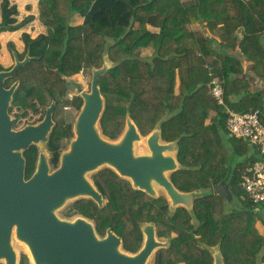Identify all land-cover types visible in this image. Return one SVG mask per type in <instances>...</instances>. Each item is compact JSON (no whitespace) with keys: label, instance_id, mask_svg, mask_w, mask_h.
I'll return each mask as SVG.
<instances>
[{"label":"trees","instance_id":"1","mask_svg":"<svg viewBox=\"0 0 264 264\" xmlns=\"http://www.w3.org/2000/svg\"><path fill=\"white\" fill-rule=\"evenodd\" d=\"M38 9L45 31L34 37L23 32V52L13 41L7 44L12 57L14 51L20 59L29 52L32 59L6 86L20 80L12 101L19 107L38 104L45 114L56 101L48 143L53 168L65 141L74 136L65 109L80 110L83 104L78 94L68 98L69 84L61 73H92L108 55L112 67L99 78L105 98L102 134L117 139L127 116L143 135L159 126L163 141L178 140L182 167L171 174L174 185L201 191L191 210L178 207L172 212L164 197L133 188L105 167L93 176L104 205L81 197L65 215L94 221L100 236L111 228L131 252L143 243L142 225L155 223L159 237H170L169 247L156 252L155 264H214L211 246L219 247L224 264H264V233L257 227L258 221L264 224V202H253L242 186L256 154L225 126L227 108L259 109L264 122V0H40ZM18 13L10 0L0 1V32L21 29L34 19L29 15L18 21ZM76 13L84 17L78 25L72 24ZM195 22L199 28L190 27ZM145 47L154 48L152 55H141ZM11 67L0 64L1 70ZM248 69L263 82L260 86ZM215 78L223 85L224 104L213 95ZM38 155L37 145L24 152L26 178L35 171ZM232 158L230 187L240 206L227 212L225 198L213 187L226 177ZM19 264H32L27 253Z\"/></svg>","mask_w":264,"mask_h":264},{"label":"water","instance_id":"2","mask_svg":"<svg viewBox=\"0 0 264 264\" xmlns=\"http://www.w3.org/2000/svg\"><path fill=\"white\" fill-rule=\"evenodd\" d=\"M15 63L10 69H0V262L19 264L13 246V235L27 244L34 264H146L152 253L169 241L159 240L155 225L144 223L143 246L135 253L122 249V238L111 228L100 236L94 222L84 216L63 219L57 210L70 199L92 198L104 205L102 193L88 178L103 165H108L121 177L129 179L135 188L151 196L157 195L155 183L166 191L172 206L192 208L198 193L179 190L168 173L180 168L173 152L175 141H163L157 126L146 138L150 152L136 154L135 143L142 138L130 116L121 137L110 139L102 134L100 119L105 98L99 86L100 76L112 67L106 58L100 67L92 68L90 90L72 76L61 73L76 89L83 104L75 120V137L68 150L62 152L56 168L50 163L44 148L55 126L56 101L47 106L44 117L35 124L16 129V118L10 108L13 95L20 84L15 80L9 87L6 80L16 75L20 67L32 59L29 52L23 59L13 52ZM37 145L39 155L36 169L26 178L24 152ZM235 171V158L228 164L226 177L214 186V192L225 198V210L239 208L240 202L230 187ZM214 264H224L220 251L214 254Z\"/></svg>","mask_w":264,"mask_h":264},{"label":"rangeland","instance_id":"3","mask_svg":"<svg viewBox=\"0 0 264 264\" xmlns=\"http://www.w3.org/2000/svg\"><path fill=\"white\" fill-rule=\"evenodd\" d=\"M199 27L197 26V27H193V28H199ZM213 35L215 36V38L219 39V34L218 33H213ZM153 50H154V48L150 49L149 51H146V50L145 51L139 50V51H140L142 56L146 57V56L152 55ZM6 54L8 55V57L5 59V55ZM105 58L109 62L111 61L107 57V55H105ZM0 60L3 62L4 65L5 64L9 65L10 63L13 62V59H12L11 55L6 50H5V52L0 51ZM110 63H112V61ZM73 77L76 80H78V81H80L82 83V85H83V87L85 88L86 91L90 90L92 73L80 72L79 74H77V75H75ZM75 93H76V89L74 87H72L71 85H69L68 98L72 99V97L74 96ZM65 110H66V120L68 122H71V124L73 125V128H74L75 120H76L77 115H78L80 110L77 109L74 106H67ZM11 114H12V116L14 118H16L15 128L16 129H20V128H23L24 126L28 125V124L38 123L43 118L44 111L38 104H37V106L35 108L29 109V108L19 107L18 105H15V104L12 103V105H11ZM125 129H126V125H125V128H124L122 134L124 133ZM122 134L119 137H121ZM148 135H143L141 140H139V141H137L135 143V152H136V154H142V153L150 152V150L148 148V145H147V142H146V138H147ZM74 137H75V133H74V136L71 139L65 141V145H64L63 151L69 149L70 142H71V140ZM175 142L178 144V140H176ZM249 144L251 145V147L253 146L250 142H249ZM40 150H45L48 153V156L50 158V151L48 149V144L44 148L40 147ZM252 150H253V147H252ZM177 151H175V152H173L171 154H173L174 156L177 157ZM105 167H109V166L108 165H103V166L99 167V169L88 173V178L94 183V181H93L94 174H96L99 170H101V169H103ZM180 167H182L181 164H180ZM109 168H111V167H109ZM168 175L170 176L171 173H168ZM125 179H127V178H125ZM154 186H155V188L157 190V195L158 196H164L166 198V200H167L166 203L171 207L170 210L173 212L176 207L172 206L171 200L169 199V197H168L166 191L164 190V188L162 186H160L159 184H157V183H155ZM213 190H214V187H213ZM195 191L198 193V195L200 194V190H195ZM77 199H79V198L68 200L63 207H61L60 209L57 210V214L63 219H73V218H75V217L66 216L65 215V211ZM193 221L196 224L197 221H196L195 217H194ZM92 222H94V221H92ZM257 227H258L260 232L264 233V224H262L261 221L257 222ZM163 240H168V239L163 238ZM13 246H14V248L16 249V251L18 253V262L20 261L21 254L22 253H27L31 263L34 264V262L32 261L30 250H29L27 244L24 243L23 241L19 240L16 237L15 234L13 235ZM122 249H124L123 246H122ZM157 250H158V248L152 253V255L149 257V259H148L146 264H155L154 261H155V255H156ZM210 250L214 254L215 252L219 251V247L218 246H211ZM4 262H5L4 260L1 261V263H3V264H4Z\"/></svg>","mask_w":264,"mask_h":264},{"label":"built area","instance_id":"4","mask_svg":"<svg viewBox=\"0 0 264 264\" xmlns=\"http://www.w3.org/2000/svg\"><path fill=\"white\" fill-rule=\"evenodd\" d=\"M212 92L218 103L224 104V88L217 78L212 80ZM225 126L230 136L253 145L256 159L248 166L242 186L253 202H264V122L261 111L251 109L240 112L227 108Z\"/></svg>","mask_w":264,"mask_h":264},{"label":"crops","instance_id":"5","mask_svg":"<svg viewBox=\"0 0 264 264\" xmlns=\"http://www.w3.org/2000/svg\"><path fill=\"white\" fill-rule=\"evenodd\" d=\"M2 1V0H0ZM40 0H10L12 4H16L18 7V15L17 19L18 21L23 20L29 15H33L34 19H32L30 22H28L26 25H24L21 29L10 31V30H5L0 32V51L5 52V50L11 55L9 49H8V42L13 41L16 45V48L19 52H23L24 50V42L22 40V34L23 32H28L30 33L33 37L39 34L40 32H44L46 27L40 22L38 18V4ZM84 21V17L81 16L80 14H74L72 17V24H81ZM199 27L200 23L195 22L190 25L191 28L193 27ZM148 27L152 30H155L153 26L148 25ZM152 47H145L142 48V51H149ZM8 57V55H5V59ZM12 57V55H11ZM108 57V55H107ZM13 62L8 64H3V62L0 60V64H2L5 67L13 66L15 63V58L14 55L12 57ZM111 62V61H110ZM248 73L251 77H254V81H256V85L260 86L263 82L255 77V74L248 69Z\"/></svg>","mask_w":264,"mask_h":264},{"label":"flooded vegetation","instance_id":"6","mask_svg":"<svg viewBox=\"0 0 264 264\" xmlns=\"http://www.w3.org/2000/svg\"><path fill=\"white\" fill-rule=\"evenodd\" d=\"M76 94H78L77 92H76ZM79 95V94H78ZM142 154H144V153H142ZM179 162V161H178ZM178 170V169H177ZM172 174V173H171ZM170 179H171V175H170ZM172 180V179H171ZM130 181V180H129ZM131 182V181H130ZM173 182V181H172ZM131 184H132V182H131ZM96 186V185H95ZM132 186H133V184H132ZM133 188H135L134 186H133ZM98 189V188H97ZM135 189H138V188H135ZM141 190V189H140ZM180 190V189H179ZM144 191V190H143ZM182 191V190H181ZM195 191V190H194ZM145 192V191H144ZM185 192H191V191H185ZM148 194V193H147ZM200 194H201V191H200ZM154 197H160V196H158V195H156V196H154ZM162 197H164V196H162ZM165 198V197H164ZM103 199H104V197H103ZM165 200H166V198H165ZM166 202H167V200H166ZM165 202V204H167ZM172 204V203H171ZM176 208H175V210L178 208V207H184L185 209H187V210H191L190 208H187L186 206H175ZM193 207V206H192ZM169 208L171 209V207L169 206ZM174 210V211H175ZM194 222V221H193ZM151 223H153V222H151ZM154 225H155V223H153ZM155 230H156V236H157V238L159 239V240H162V241H169V243H170V237H159V235H158V232H157V227H156V225H155ZM142 232H143V230H142ZM143 235H144V233H143ZM163 238H166V239H168V240H163ZM143 243H144V240H143ZM143 243H142V245H141V247L143 246ZM170 245V244H169ZM140 247V248H141ZM167 247H169V246H167ZM167 247H160V248H158V250H160V249H162V248H167ZM139 248V249H140ZM138 249V250H139ZM157 250V251H158ZM128 251V250H127ZM129 252H131V251H129ZM137 252V251H136ZM132 253H135V252H132ZM180 264H184V263H180Z\"/></svg>","mask_w":264,"mask_h":264}]
</instances>
